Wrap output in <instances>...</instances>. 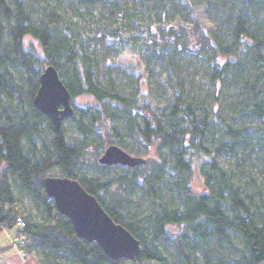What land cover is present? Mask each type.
Wrapping results in <instances>:
<instances>
[{"label":"trees","instance_id":"16d2710c","mask_svg":"<svg viewBox=\"0 0 264 264\" xmlns=\"http://www.w3.org/2000/svg\"><path fill=\"white\" fill-rule=\"evenodd\" d=\"M72 1L127 12L119 0ZM232 1L193 0L205 12L219 16L225 36L200 26V44L193 41L195 45H191L183 41L181 33L165 26L155 33L142 30L129 35L121 23L82 35L70 22H62L53 8H36L35 15L31 0H0V229L15 230V218L21 216L26 254L37 250L42 264H167L161 251L149 247L147 234L151 232L152 239L161 238L173 246L178 264H264V202L243 194L231 173L217 161L221 154L240 159L242 147L255 137L254 127L242 125V114L258 119L263 133L258 143L264 144V21L254 10L264 0H243L241 8L230 4ZM152 7L160 14L165 1L154 2ZM144 13L153 20L151 7H145ZM27 37L38 42L39 52L31 49ZM95 48L105 54L123 51L161 66L170 90L160 112L146 91L125 94L97 82ZM177 55L203 59L205 75L217 93L221 87L237 90L226 103L228 119L209 107L205 97L186 90L177 75L181 70ZM48 64L58 70L71 100L93 99L91 103H72L73 115L64 120L71 121L82 135L80 145L68 143L64 121L56 129L33 105L39 75ZM9 66L22 69L21 84L15 83ZM140 85H146L143 75L138 79ZM112 120L120 121L122 127L109 124L104 144L101 126ZM111 143L144 157L145 163L134 167L99 163V155ZM89 146L97 168L120 167L122 174L79 173L80 163L90 160ZM47 175L77 179L116 222L140 240V254L134 260H114L96 242L77 236L71 221L57 211L43 188L42 179ZM166 178L179 205L168 207L152 201L147 215L127 219L121 210L131 201L121 194V188L144 191L154 200ZM13 183L40 210V221L27 219L26 211L17 205Z\"/></svg>","mask_w":264,"mask_h":264},{"label":"rangeland","instance_id":"374dc122","mask_svg":"<svg viewBox=\"0 0 264 264\" xmlns=\"http://www.w3.org/2000/svg\"><path fill=\"white\" fill-rule=\"evenodd\" d=\"M161 0H119L126 8L127 12L117 11L114 8H108L98 3L90 7L76 5L72 0H31L30 6L34 9V14H37L36 8H53L56 10L64 23L71 24L72 29L79 31L82 35H91L93 30L102 31L103 28L115 27L121 23L125 24L124 31L129 35H137L142 30H147L150 33L158 31L159 27H171L181 33L183 41H187L191 45L200 44V34L204 28L212 29L213 31L224 34V26L216 14L205 12L203 7L196 6L193 0H164L165 9L158 14L159 9L152 7L154 2ZM230 4L237 5L241 8L243 0H233ZM145 7H151V15L153 20H149L144 13ZM254 10L259 17L264 21V1L259 3ZM66 21V22H65ZM264 34V31H263ZM225 36V34H224ZM193 41L195 43H193ZM26 42L30 43L31 49L35 52L40 51L38 42L27 37ZM92 51L93 48H90ZM97 63L93 66L94 77L97 82L105 86H113L116 90L128 94L146 91L150 93L156 111L160 112L161 107L168 100L170 90V81L165 78V70L159 66H153L145 58L137 60L133 55L123 51L112 50L109 54H105L102 49L95 48L94 54ZM178 61L181 70L178 71V76L182 78L183 84L190 95L205 97L206 103L213 107L214 110L220 111L226 118L230 116V112L226 103L233 99L237 90L229 87H221L218 90L210 84L205 75L207 67L206 62L201 58L192 57L190 59L183 58L179 55L175 57ZM16 84H21L25 74L21 68L8 67ZM145 77L146 85L138 87L139 77ZM218 94L215 98L214 95ZM91 97H78L72 100L74 105L91 103ZM240 119V118H239ZM241 120V119H240ZM112 124L118 128L122 124L118 120H112L101 126L102 141L107 143L108 135L105 131L108 125ZM251 125L254 127L255 137L251 143L247 144L242 151L239 152L240 159L230 154H221L217 156L218 164L231 173L234 182L242 189L243 194H249L250 199L254 201L264 202V144H259L258 141L263 137V133L259 128L258 119L242 114V125ZM63 126L66 130V139L70 144L79 143L82 135L74 128L71 121H64ZM96 140H100L98 137ZM26 144V141L23 140ZM40 140L37 139V144ZM87 152L90 153V160H84L80 163L79 173L88 175H100L101 177L120 176L123 169L120 167H111L109 169L97 168L93 160V147L89 146ZM153 152V147L149 153ZM242 154V155H241ZM147 158V157H146ZM169 178H166L160 183L158 196L154 200L151 199L144 191L135 190L128 186H123L120 190L121 194L131 201L129 206H126L121 211L128 219L131 216L136 218L147 215L152 208V201L161 203L168 207L179 205V198L176 193L171 190L168 183ZM197 188L200 190L199 183ZM11 189L14 193L15 201L18 206L23 207L27 213V219L40 221L42 213L36 209L31 200L24 194L20 193L12 184ZM149 232L147 240L149 247L159 250L167 257V264H178L177 257L172 245L161 238L152 239V234ZM13 229H0V264H42V256L37 250H33L26 255H22L12 244L10 237L13 236ZM125 264V263H121Z\"/></svg>","mask_w":264,"mask_h":264},{"label":"water","instance_id":"95a60500","mask_svg":"<svg viewBox=\"0 0 264 264\" xmlns=\"http://www.w3.org/2000/svg\"><path fill=\"white\" fill-rule=\"evenodd\" d=\"M33 105L50 119L56 129L73 115L71 94L52 64L45 65L39 75V87L33 97ZM145 161L144 157L132 155L114 143L108 144L98 157L101 164L129 167ZM42 185L57 211L71 221L77 236L88 242H96L114 260H134L140 254V240L116 222L77 179L47 175L42 179Z\"/></svg>","mask_w":264,"mask_h":264},{"label":"built area","instance_id":"2783aa9c","mask_svg":"<svg viewBox=\"0 0 264 264\" xmlns=\"http://www.w3.org/2000/svg\"><path fill=\"white\" fill-rule=\"evenodd\" d=\"M25 221L21 216L15 218V230L13 236L10 237L11 244L22 254L26 255L23 245L26 243L27 235L24 232ZM6 230V228H3Z\"/></svg>","mask_w":264,"mask_h":264}]
</instances>
